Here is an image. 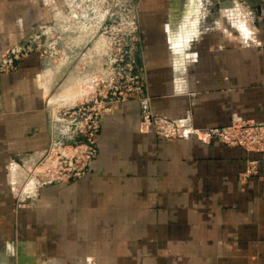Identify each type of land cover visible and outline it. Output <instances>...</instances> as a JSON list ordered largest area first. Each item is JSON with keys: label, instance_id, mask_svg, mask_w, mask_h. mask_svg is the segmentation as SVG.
<instances>
[{"label": "crops", "instance_id": "1", "mask_svg": "<svg viewBox=\"0 0 264 264\" xmlns=\"http://www.w3.org/2000/svg\"><path fill=\"white\" fill-rule=\"evenodd\" d=\"M69 1L0 0V55ZM137 2L151 103L105 117L85 179L42 186L30 174L52 144L72 142L54 115L82 99L79 66L67 74L34 53L0 75V264H264V152L205 135L264 123V29L249 33L243 10L218 1L215 13L214 1L187 0L178 27L168 0ZM70 77L76 91L64 88ZM147 113L192 134L162 139ZM249 158L259 176L242 184Z\"/></svg>", "mask_w": 264, "mask_h": 264}, {"label": "built area", "instance_id": "2", "mask_svg": "<svg viewBox=\"0 0 264 264\" xmlns=\"http://www.w3.org/2000/svg\"><path fill=\"white\" fill-rule=\"evenodd\" d=\"M87 1L91 2L82 0V3ZM78 2L80 0H75L66 7L53 5L51 24L40 26L23 42L0 55V75L12 72L18 62L34 53L58 65H66L72 51L69 46L75 48L79 45L74 40L80 37L81 32H84L83 37L95 33L91 23L96 16L85 13L83 15H87L88 19L83 20L77 13ZM126 2L128 4V0ZM103 19L99 28L100 39L95 42L92 51L91 65L95 72L86 82L92 91L82 99L61 107L62 119L73 132V139L68 145L52 144L31 169V177L39 185L85 179L99 155L98 143L105 117L114 112L117 104L128 101L140 103L144 110L150 106L146 72L137 56L141 46L137 17L120 13L115 19V15L106 12ZM107 20H113L112 24L108 25ZM143 118L144 124L166 139L192 134L183 125L164 117L147 113ZM205 135L228 148H241L248 154L264 152V123L235 121L229 127L214 129ZM246 165V171L241 175L242 184L259 176L257 159L249 158Z\"/></svg>", "mask_w": 264, "mask_h": 264}, {"label": "rangeland", "instance_id": "3", "mask_svg": "<svg viewBox=\"0 0 264 264\" xmlns=\"http://www.w3.org/2000/svg\"><path fill=\"white\" fill-rule=\"evenodd\" d=\"M168 1L169 3L167 6V12L170 14V17H172L173 21L171 22L173 26L175 25L174 27H178L181 24L183 13L186 8L187 0H168ZM210 1L215 2V3L212 2L213 8H210L211 11L215 13L219 12V9H220L219 5H216V1L228 5V7L232 10L241 8L244 14L246 15V20L248 23L247 24L243 22V25L249 28L248 30L249 33L254 28L259 29V30L260 28L264 29V0H210ZM69 2L70 3H67L66 5L70 6L71 2L73 3V1H69ZM84 3H82V0H80V2L77 3V6L79 5L77 7V10H78L77 13H79L82 16L83 20L88 19L87 15H83L85 13H90V15L96 16L94 19L95 21L91 23V25L95 27V31H94L95 33L85 34L84 37L82 34L84 32L80 34V40L75 43L77 44L79 42L81 43H79V45L76 46L75 48L74 46H69L71 47L70 49L72 50L70 51V59H69L70 61L64 66L67 67L66 69L67 74L73 73L74 70H76L77 67L79 66L80 71L86 75L83 77L82 83H80V87L82 86V89H84L82 90V93L85 94V93H91L92 91L91 86L89 85V83H86V82L91 76L89 73H90L91 67H93L91 65L92 51L94 50L95 42H97L100 39L99 28L104 21L103 15L106 14V12H110L111 14L115 15V19L119 17L120 13L122 15L128 14L130 16L134 14L135 17H138L139 3L137 2V0H128V4L126 0H91V2L87 1ZM205 4H206V1L203 3V5ZM190 7L194 8L193 5ZM110 8H111V11H110ZM202 10L203 12H205L204 7H202ZM112 21L113 20H107V22H109L108 25H111ZM188 22L186 21V23ZM117 24L119 25L118 21H117ZM71 78H72V81L75 80L73 77H70L69 79ZM64 88H65V85H64ZM74 102L76 101H73L71 103H74ZM55 112L56 113L54 116L59 117V118L62 117L61 116V106L57 107V109H55ZM68 131L70 132L71 130L68 128ZM70 133L73 134L72 131ZM65 138H67V136H65L64 139L63 138L61 139L62 141L61 144L68 145L70 142L68 143V141L65 140ZM160 138L166 139L164 137H160ZM61 141H58L57 143H60ZM50 261L56 264V260H50ZM20 263L23 264L22 261ZM92 264H94V262Z\"/></svg>", "mask_w": 264, "mask_h": 264}, {"label": "bare ground", "instance_id": "4", "mask_svg": "<svg viewBox=\"0 0 264 264\" xmlns=\"http://www.w3.org/2000/svg\"><path fill=\"white\" fill-rule=\"evenodd\" d=\"M73 1H75V0H73ZM195 0H190V2H191V4L193 5V2H194ZM190 12H191V10L192 9H188ZM193 14V13H192ZM195 14V13H194ZM193 24L191 23L190 24V26H192ZM244 26V25H243ZM81 31H83V30H81ZM82 33V32H81ZM82 37V36H81ZM83 38V37H82ZM80 40V37H78L76 40H74L75 42H78ZM79 43H81V42H79ZM78 43V44H79ZM76 82V79L75 80H73L72 81V78L71 79H69L67 82H66V84H65V88H67V87H69L72 91H76V89H78L74 84H76L75 83ZM80 84V83H79ZM75 86V87H74ZM68 92V91H67ZM66 92V93H67ZM81 93H82V90H81ZM67 94H70V92L69 93H67ZM87 93H85L84 95H86ZM64 95H66V94H64ZM75 95V94H74ZM83 95V94H82ZM81 95V96H82Z\"/></svg>", "mask_w": 264, "mask_h": 264}, {"label": "water", "instance_id": "5", "mask_svg": "<svg viewBox=\"0 0 264 264\" xmlns=\"http://www.w3.org/2000/svg\"><path fill=\"white\" fill-rule=\"evenodd\" d=\"M20 262H21V260H19V264H21ZM28 262H29V260H28Z\"/></svg>", "mask_w": 264, "mask_h": 264}]
</instances>
